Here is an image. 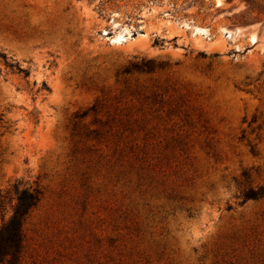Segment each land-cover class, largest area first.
Segmentation results:
<instances>
[{"label":"rangeland","instance_id":"1","mask_svg":"<svg viewBox=\"0 0 264 264\" xmlns=\"http://www.w3.org/2000/svg\"><path fill=\"white\" fill-rule=\"evenodd\" d=\"M245 10L0 0V225L15 185L40 191L15 264H264V195L244 198L264 189V16Z\"/></svg>","mask_w":264,"mask_h":264},{"label":"trees","instance_id":"2","mask_svg":"<svg viewBox=\"0 0 264 264\" xmlns=\"http://www.w3.org/2000/svg\"><path fill=\"white\" fill-rule=\"evenodd\" d=\"M246 10L243 14H255L252 20L264 16V0H243ZM245 23V22H244ZM44 85V84H43ZM244 175H247L244 172ZM15 203L9 218L0 225V264H15L22 248L23 222L30 210L35 207L39 200L40 191L36 188L19 187L13 188ZM264 195L262 186L249 188L245 192V199H255Z\"/></svg>","mask_w":264,"mask_h":264}]
</instances>
